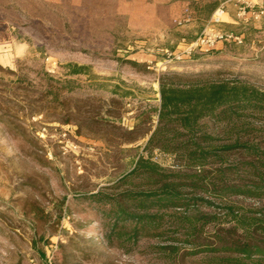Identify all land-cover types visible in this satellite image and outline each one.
I'll list each match as a JSON object with an SVG mask.
<instances>
[{
    "label": "rangeland",
    "instance_id": "obj_1",
    "mask_svg": "<svg viewBox=\"0 0 264 264\" xmlns=\"http://www.w3.org/2000/svg\"><path fill=\"white\" fill-rule=\"evenodd\" d=\"M176 1L0 0V264H212L204 247L182 242L176 258L158 253L166 237L143 238L129 251L108 246L88 199L119 192L115 184L144 153L157 127L161 74L264 91V21H237L235 8L234 29L206 26L242 43L206 50L194 44L206 28L192 20L194 4ZM209 6L195 15L203 18ZM245 114L250 140L264 149V114ZM117 126L135 128V137L149 133L124 142ZM150 160L181 168L159 151ZM214 200L201 209L216 220L198 235L210 245L231 226Z\"/></svg>",
    "mask_w": 264,
    "mask_h": 264
},
{
    "label": "trees",
    "instance_id": "obj_2",
    "mask_svg": "<svg viewBox=\"0 0 264 264\" xmlns=\"http://www.w3.org/2000/svg\"><path fill=\"white\" fill-rule=\"evenodd\" d=\"M129 64L145 71L140 63ZM158 83L157 127L144 153L115 184L119 192L99 190L88 198L101 215L106 244L129 251L143 238L166 237L170 244L157 252L174 258L182 242L204 247L212 264L264 263V149L250 140L243 119L246 111L264 114V91L244 82H203L169 73L161 74ZM209 121L214 125L210 130ZM115 129L128 136L124 142L149 133L135 137V128ZM154 151L177 159L181 168L169 171L154 163L150 160ZM235 154L240 157L234 159ZM215 198L231 226L216 232L217 240L210 245L198 235L216 220L215 213L201 209L216 205ZM246 201L261 207L253 209L249 203L244 208ZM177 209L183 210L175 213ZM38 217L36 213V221Z\"/></svg>",
    "mask_w": 264,
    "mask_h": 264
},
{
    "label": "built area",
    "instance_id": "obj_3",
    "mask_svg": "<svg viewBox=\"0 0 264 264\" xmlns=\"http://www.w3.org/2000/svg\"><path fill=\"white\" fill-rule=\"evenodd\" d=\"M236 8V20L254 22L264 21V8L260 6L259 2L264 3V0H230ZM225 13L224 8L217 9L212 15V21L220 22V18ZM198 39L194 43L196 46L202 49H213L218 44H222L226 41H233L238 44L242 43V38L235 35L233 32L223 31L220 32L212 26H206V28L197 37Z\"/></svg>",
    "mask_w": 264,
    "mask_h": 264
},
{
    "label": "crops",
    "instance_id": "obj_4",
    "mask_svg": "<svg viewBox=\"0 0 264 264\" xmlns=\"http://www.w3.org/2000/svg\"><path fill=\"white\" fill-rule=\"evenodd\" d=\"M178 1H176V2H178ZM189 1H191V3L194 4V7L192 8V14H193L192 20L194 22L200 21V23H201L200 29L204 28L206 26V24H211L212 26H214L218 29L231 30V29L235 28V21H234V19H235V7H234L233 3L230 2V0H189ZM179 2H181V4H184L183 2H185V1L180 0ZM186 2H188V1H186ZM166 3H170V1H168ZM205 3L210 4L206 16H204L203 18H201L200 16H196L195 14L200 12L202 6L205 5ZM259 4L261 7L264 8V3L259 2ZM222 7L225 10V13L221 17L222 22L221 23L212 22L211 16H212L213 12L219 8H222Z\"/></svg>",
    "mask_w": 264,
    "mask_h": 264
}]
</instances>
